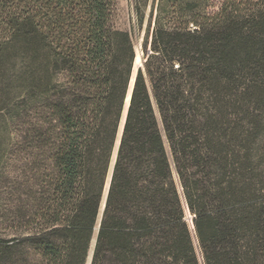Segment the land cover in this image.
Returning <instances> with one entry per match:
<instances>
[{"label":"trees","instance_id":"obj_1","mask_svg":"<svg viewBox=\"0 0 264 264\" xmlns=\"http://www.w3.org/2000/svg\"><path fill=\"white\" fill-rule=\"evenodd\" d=\"M132 1L136 71L116 0H0V264H264V0Z\"/></svg>","mask_w":264,"mask_h":264},{"label":"rangeland","instance_id":"obj_2","mask_svg":"<svg viewBox=\"0 0 264 264\" xmlns=\"http://www.w3.org/2000/svg\"><path fill=\"white\" fill-rule=\"evenodd\" d=\"M224 0H210L209 1V10L216 9ZM153 0L149 1V6L146 9V15L150 11V6ZM206 2V0L204 1ZM117 10L115 16V27L121 30L129 31L134 40L135 52L136 56L139 55V62H135L134 70L136 71L137 66L141 63V41L142 36L144 34V28L146 26V22L142 30H139L136 27L135 16L133 12V1L132 0H116ZM134 71V72H135ZM16 117V116H15ZM15 120V118L13 119ZM7 135L5 137V141L0 139V204L3 203V192H4V184L5 181L3 177L6 175V172H9L10 176H15L16 166H17V155L14 147V140L17 136V124L15 121H10L7 126ZM3 138V136H2ZM102 207L99 212V219L101 217ZM0 234L4 235L5 233V225L0 221ZM91 254L88 259V263L90 261Z\"/></svg>","mask_w":264,"mask_h":264},{"label":"water","instance_id":"obj_3","mask_svg":"<svg viewBox=\"0 0 264 264\" xmlns=\"http://www.w3.org/2000/svg\"><path fill=\"white\" fill-rule=\"evenodd\" d=\"M133 80H134V74H133V78H132L131 83H130V86H129V91H128V94H127V98L125 100V109H124L123 118H122L121 124H120V127H121L120 135H121V132H122V127H123V123H124L126 109H127L128 102H129V99H130V92H131V89H132ZM120 135L118 136V141L116 142V146H115V150H114L113 157H112V163H111V167H110V170H109V175H108L107 183L105 185V189H104V193H103L104 200L102 198L103 203L101 202V204H102V211H103L104 204H105V199H106V195H107V191H108V186H109V182H110V178H111L113 164H114L115 157H116V150L118 148V144H119V140H120ZM101 214H102V212H101ZM89 264H90V261H89Z\"/></svg>","mask_w":264,"mask_h":264},{"label":"bare ground","instance_id":"obj_4","mask_svg":"<svg viewBox=\"0 0 264 264\" xmlns=\"http://www.w3.org/2000/svg\"><path fill=\"white\" fill-rule=\"evenodd\" d=\"M135 62H139V55L136 56ZM120 131H121V127H120ZM120 131H119V135H120ZM103 200H104V197H103ZM103 200H102V203H103ZM101 207H102V204H101Z\"/></svg>","mask_w":264,"mask_h":264}]
</instances>
